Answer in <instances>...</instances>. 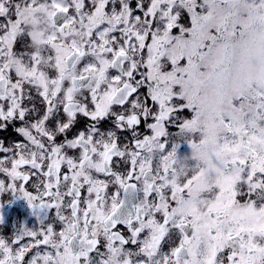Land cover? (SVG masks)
<instances>
[{
  "label": "snow or ice",
  "instance_id": "1",
  "mask_svg": "<svg viewBox=\"0 0 264 264\" xmlns=\"http://www.w3.org/2000/svg\"><path fill=\"white\" fill-rule=\"evenodd\" d=\"M17 122L0 264H264V0H0Z\"/></svg>",
  "mask_w": 264,
  "mask_h": 264
},
{
  "label": "flooded vegetation",
  "instance_id": "2",
  "mask_svg": "<svg viewBox=\"0 0 264 264\" xmlns=\"http://www.w3.org/2000/svg\"><path fill=\"white\" fill-rule=\"evenodd\" d=\"M132 6L135 7V0H132ZM181 23L188 25L189 21L185 14V17L181 20ZM174 34H178L179 30L174 29ZM22 48L21 43L16 44V49L19 51ZM144 91V90H141ZM36 105L38 108L42 110V105L40 104L39 100H37ZM183 116L188 117L190 114L185 111L182 113ZM86 120L84 118H80L79 121L76 123V125L72 128V130L68 133L69 138H71L79 129H82L85 126ZM19 126V123L15 125L9 126L6 130H0V140H3L4 144L8 146L10 143L19 141L22 138L14 131V128ZM102 128H110L111 124L109 121H104L101 125ZM141 131H145L143 123L140 126ZM169 131L171 133H176V128H169ZM129 133H123L121 134V142L125 143L127 142L125 140V137L129 136ZM182 152H187L188 149L186 146H182L181 148ZM3 157V154H0V158ZM124 165L121 163V168H123ZM3 177L0 176V179ZM29 191H34L32 188L31 183L27 185ZM12 199V193L6 192L3 194H0V203L3 204V207L0 208V217H2V223H0V235H6L11 236L13 232L16 231L19 227H25L28 229L38 228L39 225L37 223V214L40 216L44 215L43 210H36V213L34 214V210L30 209L26 202L23 201L20 198H16L14 200ZM11 202H8L10 201ZM54 215V212L52 213ZM28 242V238H25L22 243ZM165 250H167V245H165Z\"/></svg>",
  "mask_w": 264,
  "mask_h": 264
}]
</instances>
